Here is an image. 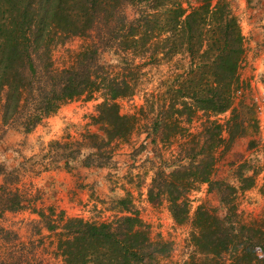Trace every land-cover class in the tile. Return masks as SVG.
Wrapping results in <instances>:
<instances>
[{
  "label": "trees",
  "instance_id": "1",
  "mask_svg": "<svg viewBox=\"0 0 264 264\" xmlns=\"http://www.w3.org/2000/svg\"><path fill=\"white\" fill-rule=\"evenodd\" d=\"M182 5L180 0H0L1 119L7 124L24 115L23 128L29 133L64 102L86 96L102 99L97 119L104 138H89L107 144L124 139L138 126L145 108L123 115L118 104L138 92L133 72L139 65L134 59L139 57L146 66L171 63L180 56L184 63L170 64L172 84L162 94H146L145 103L153 104L152 115L156 113L152 136L158 137L161 129H183L182 124L196 130L194 135L187 128L193 147L182 148L179 166L170 173L184 171L192 179L168 182L170 186L163 181L154 188L170 195V213L178 224L187 211H179L181 205L172 195L185 182L215 188L227 211L219 217L204 207L196 210L191 233L196 253L183 264H264V222L239 221L235 195L227 194L236 189L210 180L215 151L247 133L241 115L248 107L235 103L243 85L239 72L244 37L226 0ZM127 6L135 10L131 20ZM73 38L81 45L72 61L53 67L54 48ZM106 50L120 57L121 67L102 62ZM227 112L230 116L223 124L215 118ZM91 148L99 150L97 143ZM240 182L253 186L252 177L242 176ZM22 202L23 196L9 185L0 187L1 213L18 211ZM33 212L50 240L42 264H161L163 243L152 241L132 213L114 222L93 223L67 217L63 211L56 215L51 208Z\"/></svg>",
  "mask_w": 264,
  "mask_h": 264
},
{
  "label": "rangeland",
  "instance_id": "2",
  "mask_svg": "<svg viewBox=\"0 0 264 264\" xmlns=\"http://www.w3.org/2000/svg\"><path fill=\"white\" fill-rule=\"evenodd\" d=\"M180 1L186 8L196 6L198 0ZM226 1L244 37L245 54L239 72L243 85L235 103L248 107L241 115L247 133L215 151L210 180L236 189L227 194L235 195L239 221L264 222V0ZM125 13L131 20L135 10L127 6ZM80 45L81 40L73 38L54 48L53 67L67 66ZM102 60L121 67V59L113 51L106 50ZM179 60L180 64L185 62L178 56L171 63L143 66L139 57L134 59L139 65L133 72L138 92L118 104L123 115H136L141 106L145 108L133 132L109 144L89 138H104L97 119V105L102 99L83 96L66 101L29 133L23 128L24 115L5 124L0 113V187L5 183L23 196L21 209L0 212V264H42L46 260L50 240L33 209L48 208L56 215L63 211L67 217L93 223L114 222L132 213L143 222L152 241L163 243L158 256L161 264H183L191 259L196 253L191 243L196 210L204 207L219 217L226 216L227 211L215 188L185 182L187 185L176 187L172 195L181 205L179 211H187L178 224L170 213V195L154 188L163 181L170 186L171 181L192 179L184 171L170 173L179 166L182 148L186 144L193 147L188 129L194 135L196 130L182 124L184 130L161 129L158 137L152 136L150 125L156 113L152 115L153 104L148 102L146 107L145 103L146 94H162L172 84L170 64ZM229 116L227 112L215 118L223 124ZM56 142L66 147H55ZM95 143L98 151L91 148ZM242 176L252 177L253 186L246 188L248 182L241 183ZM121 199L123 205L119 204Z\"/></svg>",
  "mask_w": 264,
  "mask_h": 264
}]
</instances>
